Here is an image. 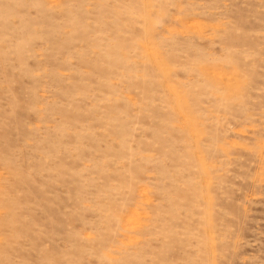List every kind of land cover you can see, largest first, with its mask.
<instances>
[{"label":"rangeland","instance_id":"374dc122","mask_svg":"<svg viewBox=\"0 0 264 264\" xmlns=\"http://www.w3.org/2000/svg\"><path fill=\"white\" fill-rule=\"evenodd\" d=\"M0 264H264V0H0Z\"/></svg>","mask_w":264,"mask_h":264}]
</instances>
